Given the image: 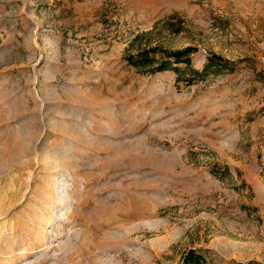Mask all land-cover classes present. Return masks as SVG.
<instances>
[{
	"label": "rangeland",
	"instance_id": "374dc122",
	"mask_svg": "<svg viewBox=\"0 0 264 264\" xmlns=\"http://www.w3.org/2000/svg\"><path fill=\"white\" fill-rule=\"evenodd\" d=\"M0 264H264V0H0Z\"/></svg>",
	"mask_w": 264,
	"mask_h": 264
},
{
	"label": "trees",
	"instance_id": "16d2710c",
	"mask_svg": "<svg viewBox=\"0 0 264 264\" xmlns=\"http://www.w3.org/2000/svg\"><path fill=\"white\" fill-rule=\"evenodd\" d=\"M155 52L154 48L142 49L134 55L128 57L129 63L139 68L141 71H162L166 69H172L177 73L178 79L184 78L187 83L197 81L204 78L210 73L220 72L224 69H228L232 62L218 54L212 53L208 55L205 63L201 69L193 68L191 65V58L189 56L191 49L186 47L176 51H164L160 60L156 61L152 53ZM183 64L184 67L177 66ZM231 68V67H230ZM228 170L227 166H215L212 172L221 177L224 172ZM199 258L195 255L193 250H190L184 257V262L192 258Z\"/></svg>",
	"mask_w": 264,
	"mask_h": 264
}]
</instances>
